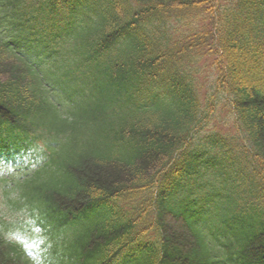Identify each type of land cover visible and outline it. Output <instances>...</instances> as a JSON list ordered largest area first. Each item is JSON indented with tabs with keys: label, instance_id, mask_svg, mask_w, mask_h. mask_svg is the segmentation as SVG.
Instances as JSON below:
<instances>
[{
	"label": "trees",
	"instance_id": "16d2710c",
	"mask_svg": "<svg viewBox=\"0 0 264 264\" xmlns=\"http://www.w3.org/2000/svg\"><path fill=\"white\" fill-rule=\"evenodd\" d=\"M29 155L0 264H264V0H0V170Z\"/></svg>",
	"mask_w": 264,
	"mask_h": 264
},
{
	"label": "rangeland",
	"instance_id": "374dc122",
	"mask_svg": "<svg viewBox=\"0 0 264 264\" xmlns=\"http://www.w3.org/2000/svg\"><path fill=\"white\" fill-rule=\"evenodd\" d=\"M225 1H229V0H225ZM219 116H220V120H222L223 122V119L227 116V114L225 112H221L219 113ZM222 126L223 125H220L219 127L222 129ZM223 130H226V129L223 128Z\"/></svg>",
	"mask_w": 264,
	"mask_h": 264
}]
</instances>
